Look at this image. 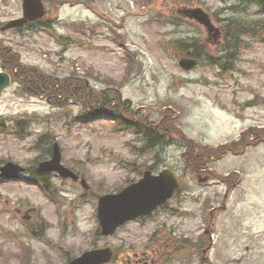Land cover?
<instances>
[{
  "label": "rangeland",
  "instance_id": "1",
  "mask_svg": "<svg viewBox=\"0 0 264 264\" xmlns=\"http://www.w3.org/2000/svg\"><path fill=\"white\" fill-rule=\"evenodd\" d=\"M85 1L97 13L87 9ZM262 2L44 0L46 15L30 24L29 37L23 33L15 36L21 59L29 63L30 79L35 80L29 86H41L44 93L30 89L25 94L23 86L13 84L1 95L0 121L10 127L19 120L27 134L20 139L7 127L2 129L0 162L13 161L36 173L37 161L47 159L50 144L57 141L62 162L80 176L76 182L56 173L47 177L59 197L58 211L37 185L26 180L0 183V198L8 206L5 211L0 205V264H18L17 254L22 248L25 264H64L70 256L105 244L117 252L116 264H124L120 259L126 255L136 260L135 254L153 253V249L159 254L155 264H199L198 250L209 239L206 232L212 243L205 264H264V41L259 40L264 38V8L258 6ZM18 5L15 0L9 6L0 3V21L20 15ZM183 6L205 9L220 37L208 39L202 25L177 13ZM107 18L127 44L132 58L127 71L121 47L106 28ZM44 24L64 34L65 43V38L53 40L37 29ZM86 24L92 25V33ZM77 26L86 31L73 29ZM8 35L0 33V41L8 40ZM193 41L207 42L206 49L192 44L195 53H203L204 61L186 71L177 63L184 55L178 48ZM223 53L225 60L214 63ZM68 74L83 75L82 83L87 79L94 88L110 86L114 94L121 92L134 105H142V112L150 111L149 121H156L162 108L169 106L170 110L164 111L168 117L176 115L177 120L173 119L189 136H184L185 140L192 136L200 142L199 148L205 149L188 145L184 150L183 144L169 138L158 147L144 146L141 137L122 132L109 118L80 122L79 115L110 109L108 104L95 109L93 97H83V92L77 102L63 96L61 100L49 98L48 85L41 81L55 83ZM93 87L89 91H95ZM245 128L249 133L244 140L258 141L257 146H240L236 150H243L242 154L228 153L216 161L206 159L202 165L203 170L213 173L237 170L232 175L240 184L224 201L219 193L222 189L213 184L203 187L188 164L200 161L202 155L207 157L210 151L216 157V145ZM40 134L44 137L37 140ZM185 152L188 162L183 161ZM166 166L180 173L182 184L165 207L157 210L155 222L131 221L109 237L96 232L97 197L136 181L144 169ZM82 179L89 185L87 191L80 184ZM13 207L43 240L23 234L25 226L12 214ZM8 234L13 236L8 238ZM177 238L180 242L175 241Z\"/></svg>",
  "mask_w": 264,
  "mask_h": 264
},
{
  "label": "water",
  "instance_id": "2",
  "mask_svg": "<svg viewBox=\"0 0 264 264\" xmlns=\"http://www.w3.org/2000/svg\"><path fill=\"white\" fill-rule=\"evenodd\" d=\"M25 15L28 18H34L42 14V5L39 0H24ZM197 19L203 21L207 26L211 27L209 19L200 9L191 11ZM210 29V28H209ZM211 30V29H210ZM193 61L184 60L182 65L185 68H190ZM7 83L6 77L3 78L0 73V88ZM59 152L57 145L54 147V155L50 161L42 162L40 169L48 171L57 169L64 176H75L69 170L61 167L58 164ZM5 170L9 176L15 175L16 170L12 164L8 165ZM175 185V178L169 170L161 172L160 176H150V184L141 186L132 185L127 190L117 195H106L101 198L100 218L104 226L105 232H112L113 229L123 221L133 218L139 214H144L161 203L165 197L170 194L172 187ZM98 251H88L82 256L70 261L68 264H97L106 260Z\"/></svg>",
  "mask_w": 264,
  "mask_h": 264
},
{
  "label": "flooded vegetation",
  "instance_id": "3",
  "mask_svg": "<svg viewBox=\"0 0 264 264\" xmlns=\"http://www.w3.org/2000/svg\"><path fill=\"white\" fill-rule=\"evenodd\" d=\"M16 53H17L16 49H14V51L12 52L11 48H7V50L3 54L4 66L11 67L12 71L17 77L26 78L27 82H29V72L28 71L26 72L25 68L24 67L21 68L20 64L17 63L18 58L14 56ZM137 263H139V261H137ZM143 264H146V262L143 261Z\"/></svg>",
  "mask_w": 264,
  "mask_h": 264
}]
</instances>
